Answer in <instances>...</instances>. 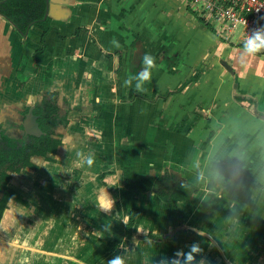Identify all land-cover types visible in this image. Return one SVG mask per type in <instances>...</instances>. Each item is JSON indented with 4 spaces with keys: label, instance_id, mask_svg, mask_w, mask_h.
Here are the masks:
<instances>
[{
    "label": "crops",
    "instance_id": "crops-1",
    "mask_svg": "<svg viewBox=\"0 0 264 264\" xmlns=\"http://www.w3.org/2000/svg\"><path fill=\"white\" fill-rule=\"evenodd\" d=\"M191 7L50 0L44 41L40 28L22 35L0 15L4 128L53 92L69 121L54 160L34 158L37 169L10 182L23 201L4 214L0 264H108L114 240L126 264H264V52L248 56ZM144 54L155 67L138 92V80L125 81L143 72ZM127 148L140 151L132 167ZM127 170L199 191L165 202L129 191Z\"/></svg>",
    "mask_w": 264,
    "mask_h": 264
},
{
    "label": "trees",
    "instance_id": "trees-1",
    "mask_svg": "<svg viewBox=\"0 0 264 264\" xmlns=\"http://www.w3.org/2000/svg\"><path fill=\"white\" fill-rule=\"evenodd\" d=\"M47 0H0V15L12 22L25 35L31 28H40L43 32L42 40L52 30L51 18H46ZM199 19L206 23L204 18ZM45 48L40 50L44 53ZM36 59V58H35ZM37 60V59H36ZM138 95V94H137ZM63 102L59 101V93L46 94L42 100L33 108L34 116L37 117L42 134L40 136H18L16 134L0 132V225L4 214L12 200L23 201L13 191L10 186L13 175L19 174L26 169H34V158L43 157L53 160L50 156L56 154L60 147L64 145L61 140L58 129L63 123L67 124L68 120L62 111ZM30 111L26 107L22 111L24 118ZM2 121V120H1ZM185 121H182L178 130H182ZM2 123H0L1 127ZM23 128L19 125V129ZM140 160V151L135 148H127L124 151V165L134 166ZM125 187L132 192L148 194L158 193L165 202L178 203L190 200L196 195L199 189L191 184L170 185L165 183L164 177L147 176L137 174L129 170L123 174ZM161 184V185H160ZM159 186V188H156ZM137 211L133 210L129 215L128 236L129 239L134 237V228L137 222ZM154 238L152 234L147 236ZM120 242L114 240L108 242V247L115 256L121 254ZM126 264V260L125 263Z\"/></svg>",
    "mask_w": 264,
    "mask_h": 264
},
{
    "label": "built area",
    "instance_id": "built-area-1",
    "mask_svg": "<svg viewBox=\"0 0 264 264\" xmlns=\"http://www.w3.org/2000/svg\"><path fill=\"white\" fill-rule=\"evenodd\" d=\"M190 1L201 17L211 19L220 28L227 40L238 38L242 46L253 30L264 26V0Z\"/></svg>",
    "mask_w": 264,
    "mask_h": 264
},
{
    "label": "clouds",
    "instance_id": "clouds-1",
    "mask_svg": "<svg viewBox=\"0 0 264 264\" xmlns=\"http://www.w3.org/2000/svg\"><path fill=\"white\" fill-rule=\"evenodd\" d=\"M246 25V21L244 22ZM261 50H264V26L258 27L253 30V34L248 36L243 44V52L248 56H255ZM143 64L144 70L143 72L138 73L135 77H129L125 81V85L131 86L132 79H136L139 82L136 84V90L138 92H143V84L145 81H149L151 79V69L155 67L154 58L149 54H144L143 56ZM78 156H82V154L78 153ZM94 163V158L89 155L86 157V164L91 166ZM193 251H199V248L194 246ZM189 260L193 259L191 255L188 257ZM108 264H124V261L120 257H116L115 259L108 262Z\"/></svg>",
    "mask_w": 264,
    "mask_h": 264
},
{
    "label": "water",
    "instance_id": "water-1",
    "mask_svg": "<svg viewBox=\"0 0 264 264\" xmlns=\"http://www.w3.org/2000/svg\"><path fill=\"white\" fill-rule=\"evenodd\" d=\"M47 11H46V15H45V19L49 16V11H50V0H47ZM4 17V16H3ZM38 103V102H37ZM36 103V104H37ZM27 106L30 107V111L28 112V114L26 115V117L24 118V116L22 115V111H24L26 108L24 109H19L16 110L19 112V115L24 119L22 120V122L19 124L20 126L22 125L23 128H20V132H14L12 134H16L18 136H40L42 134V130L40 129L39 123L37 121V117L34 116L33 113V108L36 106ZM2 112H0V123H2L1 127H0V132H4V130H6L8 133H10L13 129H14V124H11L12 126V130L6 129L4 128L5 126V122L1 121L2 120ZM1 137V135H0Z\"/></svg>",
    "mask_w": 264,
    "mask_h": 264
},
{
    "label": "flooded vegetation",
    "instance_id": "flooded-vegetation-1",
    "mask_svg": "<svg viewBox=\"0 0 264 264\" xmlns=\"http://www.w3.org/2000/svg\"><path fill=\"white\" fill-rule=\"evenodd\" d=\"M38 103H39V102H38ZM38 103H37V104H38ZM37 104H36V105H37ZM65 117L67 118V116H65ZM22 120H24V119L20 116V120H19L18 122H15V124H14L15 127H14V129L11 131V133H14V132H20L21 129H19V124L22 122ZM67 120H68V118H67ZM68 123H69V121L67 122V124L63 123V125H61L60 128L58 129V132H59V134H60L61 140H62V135H61L62 133L60 132V130H61L63 127H66V126L68 125ZM5 131H6V130H5ZM62 141H63V140H62ZM60 149H61V147H60ZM60 149H59V150H60ZM59 150H58V152H59ZM58 152H57V153H58ZM57 153L54 154V155H52V156L57 155ZM52 156H50V157L53 158ZM44 159H45V158H44ZM46 159H48V158H46ZM48 160H49V159H48ZM53 160H54V159H53ZM33 163H34V162H33ZM35 169H37V167L34 168V170H35ZM26 170H27V169H26ZM24 171H25V170H24ZM24 171H23V172H24ZM23 172H21V173H23ZM21 173H19V174H21ZM15 175H17V174H15ZM15 175H13V177H14ZM13 177H12V179H13ZM11 181H12V180H11ZM46 185H48V182L45 184L44 187H46ZM11 188H12V187H11ZM42 188H43V187H42ZM54 188H55V186L52 185V186L50 187V190H53ZM12 189H13V188H12ZM13 191L17 194V196H21L20 193H18L16 190L13 189ZM125 260H126V258H125Z\"/></svg>",
    "mask_w": 264,
    "mask_h": 264
},
{
    "label": "rangeland",
    "instance_id": "rangeland-1",
    "mask_svg": "<svg viewBox=\"0 0 264 264\" xmlns=\"http://www.w3.org/2000/svg\"><path fill=\"white\" fill-rule=\"evenodd\" d=\"M191 9H192L191 11H194V13L197 14V15L199 16V14H198L199 11H197L196 9H193V7H191ZM42 187H43V186H42ZM42 187H41L40 189H42ZM28 201H29V202H28ZM28 203L32 205V202L30 201V199H27V204H28ZM34 241H36V240H34ZM98 246H100V245H98Z\"/></svg>",
    "mask_w": 264,
    "mask_h": 264
}]
</instances>
